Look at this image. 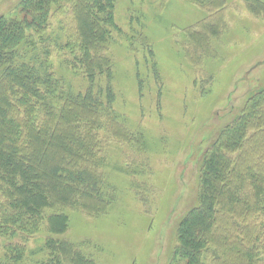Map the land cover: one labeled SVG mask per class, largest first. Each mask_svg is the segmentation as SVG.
Segmentation results:
<instances>
[{
  "label": "rangeland",
  "instance_id": "rangeland-1",
  "mask_svg": "<svg viewBox=\"0 0 264 264\" xmlns=\"http://www.w3.org/2000/svg\"><path fill=\"white\" fill-rule=\"evenodd\" d=\"M27 1L0 0V22L31 19ZM101 1L52 0L46 23L27 31L0 66V79L7 67L38 75L40 99L14 87L15 100L8 90L14 123L45 122L46 101L72 110L87 144L75 162L100 178L96 204L78 198L77 207L47 209L30 233H2L0 264H42L50 240L70 243L94 264H188L179 226L200 210L212 149L230 141L223 198L241 195L233 204L214 201L202 262L264 264V106L255 121L249 106L264 96V0ZM86 3L94 33L83 43L78 16ZM88 94L101 108L81 106ZM241 111L248 125L234 130ZM53 214L68 217L64 235L49 232Z\"/></svg>",
  "mask_w": 264,
  "mask_h": 264
},
{
  "label": "trees",
  "instance_id": "trees-1",
  "mask_svg": "<svg viewBox=\"0 0 264 264\" xmlns=\"http://www.w3.org/2000/svg\"><path fill=\"white\" fill-rule=\"evenodd\" d=\"M96 1L102 3L101 0ZM51 2L52 0H28L25 3V10L26 16L31 19L9 25L0 22V66L6 62L8 56L15 54L24 41H27V31L38 30L46 23ZM107 2L110 6V0ZM107 2L104 3L105 7ZM88 7L86 3L82 8L84 11L78 16L82 41L85 38L92 39L94 33L90 24L91 19L85 11ZM88 67L90 70L95 69L92 66ZM37 79L38 75L34 70L24 67L16 69L7 67L0 79V235L34 231L33 228L38 227V220H42L47 209L74 208L79 206V199L93 204L100 201L90 200L97 198L95 195L98 194L100 187V178L96 170L75 162L82 159L79 152L82 153L87 144L76 136V132L79 131L76 123L79 119L72 116V110L64 108L62 112H58L46 101L45 106L50 107V112L45 122L41 123L38 120L39 122L36 121L35 124L34 120L29 121L27 116L24 121H16L19 123L18 127L14 126L16 123L13 118L16 114L13 112L8 90L15 100L19 96L14 94V87L30 93L33 99L38 100L41 94L36 88ZM263 98L262 94L256 98V102L249 105L253 107L250 115L254 117V121L264 106ZM86 99L90 100L88 106ZM96 101L88 94L80 102L84 108L95 111L101 108ZM17 104L25 108L27 114L33 110L31 106L26 104L24 106L21 102ZM249 118L245 111H241L234 120V130L244 131ZM81 123H84V120ZM20 125H24L26 129ZM232 143L233 141L219 144L218 148L216 146L212 149L211 158L203 166L205 173L200 177V210L190 212L179 226L180 254L182 260L188 264H203L202 258L210 248L205 243H208L207 239L213 227V203L219 197L223 198L225 189H231L229 185L231 181H227L224 176L231 179L232 171L228 175L227 172L230 157L228 145ZM99 162L98 160L92 167L97 169ZM239 186L240 184L237 185ZM239 195L241 194L232 193L224 198L233 204ZM48 227L52 235H64L68 228V217L64 214H53L48 218ZM46 249L49 256L42 264H94L85 258L79 249L66 241L50 240ZM9 250L16 254L18 260L25 258L24 248L17 246Z\"/></svg>",
  "mask_w": 264,
  "mask_h": 264
}]
</instances>
